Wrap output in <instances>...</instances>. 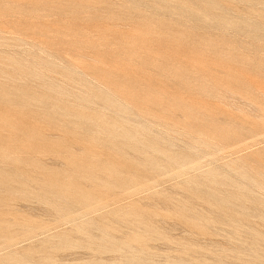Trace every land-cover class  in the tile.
I'll use <instances>...</instances> for the list:
<instances>
[{
    "label": "rangeland",
    "instance_id": "obj_1",
    "mask_svg": "<svg viewBox=\"0 0 264 264\" xmlns=\"http://www.w3.org/2000/svg\"><path fill=\"white\" fill-rule=\"evenodd\" d=\"M0 264H264V0H0Z\"/></svg>",
    "mask_w": 264,
    "mask_h": 264
},
{
    "label": "bare ground",
    "instance_id": "obj_2",
    "mask_svg": "<svg viewBox=\"0 0 264 264\" xmlns=\"http://www.w3.org/2000/svg\"><path fill=\"white\" fill-rule=\"evenodd\" d=\"M115 99V98H114ZM91 101V100H90ZM149 166V165H148ZM182 170V169H181ZM159 172V171H158ZM119 179V178H118ZM91 223V222H90Z\"/></svg>",
    "mask_w": 264,
    "mask_h": 264
}]
</instances>
